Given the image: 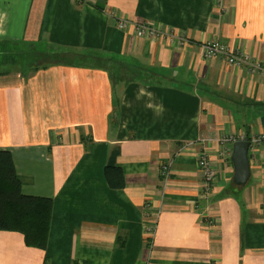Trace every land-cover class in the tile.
I'll use <instances>...</instances> for the list:
<instances>
[{
	"label": "crops",
	"instance_id": "1",
	"mask_svg": "<svg viewBox=\"0 0 264 264\" xmlns=\"http://www.w3.org/2000/svg\"><path fill=\"white\" fill-rule=\"evenodd\" d=\"M138 23L188 41L140 38ZM212 42L243 64L205 60ZM13 47L42 53L0 68V150L53 216L46 250L0 231V264H264V0H0V53ZM114 151L122 190L106 180Z\"/></svg>",
	"mask_w": 264,
	"mask_h": 264
},
{
	"label": "trees",
	"instance_id": "2",
	"mask_svg": "<svg viewBox=\"0 0 264 264\" xmlns=\"http://www.w3.org/2000/svg\"><path fill=\"white\" fill-rule=\"evenodd\" d=\"M51 55L58 62H66L71 54L57 51ZM117 154V151L110 154L105 175L112 189L122 190L126 186V177L123 169L116 165ZM23 185L24 180L16 171L12 153L0 150V231L20 232L24 235L27 246L46 250L52 225L53 201L24 195Z\"/></svg>",
	"mask_w": 264,
	"mask_h": 264
},
{
	"label": "built area",
	"instance_id": "3",
	"mask_svg": "<svg viewBox=\"0 0 264 264\" xmlns=\"http://www.w3.org/2000/svg\"><path fill=\"white\" fill-rule=\"evenodd\" d=\"M133 25V23H130L127 20H122L119 23V28L121 30L127 29L129 25ZM136 34L140 38H152V39H160L165 41H178L180 44H184L188 41V38L186 35H179L175 32H170L167 30L157 29L155 26H153L150 23H138L134 25ZM222 56L225 58V60L229 64L233 65H242L244 62V58L234 54L228 47H225L224 45H220L217 42L212 43H206L202 47V56L205 60L212 59L216 56ZM250 70L255 73L258 70H261V67L258 65H250ZM199 166L203 170L204 173V187L206 190H210L212 184L214 183L217 172L212 168L210 161L207 156H202L199 161ZM167 170V168H166ZM147 231H151V229H147Z\"/></svg>",
	"mask_w": 264,
	"mask_h": 264
},
{
	"label": "water",
	"instance_id": "4",
	"mask_svg": "<svg viewBox=\"0 0 264 264\" xmlns=\"http://www.w3.org/2000/svg\"><path fill=\"white\" fill-rule=\"evenodd\" d=\"M251 142L248 140H241L235 143L232 162L235 167L233 182L238 187H244L251 179V164L249 151Z\"/></svg>",
	"mask_w": 264,
	"mask_h": 264
},
{
	"label": "rangeland",
	"instance_id": "5",
	"mask_svg": "<svg viewBox=\"0 0 264 264\" xmlns=\"http://www.w3.org/2000/svg\"><path fill=\"white\" fill-rule=\"evenodd\" d=\"M23 48H11L8 53H16V55L8 56L7 53H4L3 55H0V62L4 61V63L1 62L0 68H7L13 71H19L24 66H27L28 64H38L40 63L39 56L42 53V49H29L28 53H23ZM32 50V51H31ZM36 50V51H34ZM44 50V49H43ZM15 65V66H14ZM140 78V77H139ZM137 79V78H136ZM163 82V81H160ZM177 86H182L181 84ZM186 88V87H184Z\"/></svg>",
	"mask_w": 264,
	"mask_h": 264
}]
</instances>
